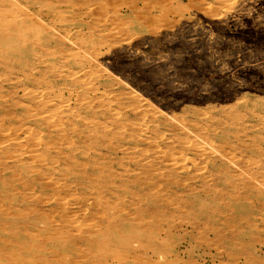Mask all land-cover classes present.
Listing matches in <instances>:
<instances>
[{
	"label": "rangeland",
	"instance_id": "obj_1",
	"mask_svg": "<svg viewBox=\"0 0 264 264\" xmlns=\"http://www.w3.org/2000/svg\"><path fill=\"white\" fill-rule=\"evenodd\" d=\"M136 1L0 0V264H264V0Z\"/></svg>",
	"mask_w": 264,
	"mask_h": 264
},
{
	"label": "bare ground",
	"instance_id": "obj_2",
	"mask_svg": "<svg viewBox=\"0 0 264 264\" xmlns=\"http://www.w3.org/2000/svg\"><path fill=\"white\" fill-rule=\"evenodd\" d=\"M136 1V0H135ZM154 1V0H153ZM157 1H160V0H157ZM214 1H216V0H214ZM223 1V0H222ZM231 1V0H230ZM233 1H235V0H233ZM241 1V0H240ZM243 1V0H242ZM137 3H138V1H136ZM143 2H145V0L143 1ZM164 2V1H163ZM202 2H203V4L205 3L204 2V0H202ZM232 2V1H231ZM252 2V1H251ZM253 2H254V0H253ZM220 3H221V0H220ZM223 3H225V2H222L221 4H223ZM234 3V2H233ZM232 3V4H233ZM34 4V3H33ZM48 4V3H47ZM151 4H153V3H151ZM150 4V5H151ZM220 4V5H221ZM227 4H229L230 5V2H227ZM238 4V3H237ZM246 4V3H245ZM256 4V3H255ZM5 5V4H4ZM49 5V4H48ZM137 5V4H136ZM213 5V4H212ZM226 5V4H225ZM234 5V4H233ZM7 6H8V4H7ZM154 6V5H153ZM160 6H162V5H160ZM47 7V6H46ZM131 7H134V6H131ZM139 7V6H138ZM163 7V6H162ZM165 7V6H164ZM168 7V6H167ZM192 7H193V5H192ZM195 7H200L201 8V6H195ZM194 7V8H195ZM203 7V6H202ZM205 7V6H204ZM234 7V6H233ZM50 8H51V6H50ZM143 8V7H142ZM149 8H150V6H149ZM149 8H147V9H149ZM170 8V7H169ZM194 8L192 9V10H194ZM223 8V7H222ZM231 8H232V6H231ZM116 9V8H115ZM132 9V8H131ZM145 9V8H144ZM146 9V10H147ZM151 9H153L152 7H151ZM160 9V8H159ZM165 9V8H164ZM52 10V9H51ZM54 10V9H53ZM56 10V9H55ZM158 10V9H157ZM161 10V9H160ZM159 10V11H160ZM163 10V9H162ZM166 10V9H165ZM197 10V9H196ZM221 10V9H220ZM229 10V9H228ZM227 10V11H228ZM234 9H232V11H233ZM58 11V10H57ZM60 11V10H59ZM115 11V10H114ZM120 11V10H119ZM137 11H138V9H137ZM148 11V10H147ZM178 11H179V9H178ZM178 11H176V12H178ZM186 11H187V9H186ZM189 11V10H188ZM198 11H201L200 9H198ZM231 12V11H230ZM17 14H19L18 12H16ZM62 13V12H61ZM60 13V14H61ZM172 14L174 13V12H171ZM114 14V13H113ZM117 14V13H116ZM121 14V13H120ZM227 14V13H226ZM41 15V14H40ZM122 15V14H121ZM170 15V14H169ZM175 15H177V14H175ZM183 15V14H182ZM195 15V14H194ZM207 15V14H206ZM235 15V14H234ZM116 16V15H115ZM144 16H146V15H144ZM161 16V15H160ZM62 17V16H61ZM149 17V16H148ZM152 17V16H151ZM161 17H164L163 15L161 16ZM176 17V16H175ZM183 17V16H182ZM210 17V16H209ZM22 18V17H21ZM84 18V17H83ZM116 18H117V16H116ZM119 18H121V17H119ZM155 18V17H154ZM169 19H171L170 17H168ZM177 18V17H176ZM181 18V17H180ZM184 18H185V16H184ZM213 18V17H212ZM211 17H210V19H212ZM215 18V17H214ZM213 18V19H214ZM19 19V18H18ZM122 19V18H121ZM163 19V18H162ZM172 19H174V18H172ZM118 20V19H117ZM126 20H127V18H126ZM178 20V19H177ZM182 20H183V18H182ZM188 20V19H187ZM223 20V19H222ZM21 21V20H20ZM29 21V20H28ZM27 21V22H28ZM125 21V20H124ZM167 21V20H166ZM188 21H190V20H188ZM192 21V20H191ZM14 22V21H13ZM17 21H15V23H16ZM23 22V21H22ZM126 22V21H125ZM168 22V21H167ZM117 23H118V21H117ZM119 23H121L120 21H119ZM124 23V22H123ZM127 24H128V21L126 22ZM170 23V22H169ZM168 23V24H169ZM181 23V22H180ZM17 24V23H16ZM23 24V23H22ZM70 24V23H69ZM73 24V23H72ZM172 25H173V22L171 23ZM3 25V24H2ZM1 25V26H2ZM19 25H20V23H19ZM177 25V24H176ZM4 26V25H3ZM2 26V27H3ZM9 26V25H8ZM7 26V27H8ZM175 26V25H174ZM179 26V25H178ZM92 27V26H91ZM1 28V27H0ZM4 28V27H3ZM13 28V27H12ZM11 28V29H12ZM19 29H21L22 28V30H24L23 29V26H21V28L20 27H18ZM42 28V27H41ZM5 29H6V27H5ZM10 29V28H9ZM17 29V28H16ZM35 30V29H34ZM2 31V30H1ZM20 31V30H19ZM18 31V32H19ZM201 31V30H200ZM29 32V31H28ZM37 33H38V31H36ZM43 32H45V31H43ZM42 32V33H43ZM180 33V32H179ZM203 33H205V32H203ZM24 34V33H23ZM31 34H32V32H31ZM88 34V33H87ZM27 35V34H26ZM30 35V34H29ZM83 36V35H82ZM209 36V35H208ZM213 36V35H212ZM39 38V37H38ZM80 38V37H79ZM210 38V37H209ZM31 39V38H30ZM33 39V38H32ZM41 39V38H40ZM39 39V40H40ZM184 39V38H183ZM37 40V39H36ZM35 40V41H36ZM186 40V39H185ZM26 41V40H25ZM34 41V40H33ZM42 41V40H41ZM189 41V40H188ZM39 42V41H38ZM216 43V42H215ZM27 44H28V42H27ZM26 44V45H27ZM43 44V43H42ZM24 45V44H23ZM30 45V44H29ZM33 45V44H32ZM36 45V44H35ZM49 45V44H48ZM54 45V44H53ZM45 46V45H44ZM81 46V45H80ZM237 46V45H236ZM57 48V47H56ZM81 48V47H80ZM219 49H220V47H219ZM228 49V48H227ZM5 51V50H4ZM218 51V50H217ZM16 52H17V50H16ZM16 52H13V53H16ZM20 52V51H19ZM93 52V51H92ZM221 52V51H220ZM22 53V52H21ZM138 53V52H137ZM4 54H5V52H4ZM9 54H11V53H9ZM19 54V53H18ZM10 56V55H9ZM25 56V55H24ZM31 56V55H30ZM56 56V55H55ZM93 56V55H92ZM200 56V55H199ZM23 57V56H22ZM130 57V56H129ZM178 57V56H177ZM178 60V59H177ZM176 60V61H177ZM22 61V60H21ZM180 61V60H179ZM24 62V61H23ZM35 62V61H34ZM34 62H33V64H34ZM22 63V62H21ZM28 63V62H27ZM150 63V62H149ZM10 64V63H9ZM23 64V63H22ZM151 64V63H150ZM16 65H18V64H16ZM25 65V64H24ZM30 65V64H29ZM153 65V64H152ZM251 66V65H250ZM25 66H23V68H24ZM2 68H3V66H2ZM26 69V68H25ZM28 69V68H27ZM19 72H17V74H18ZM37 74V73H36ZM233 74V73H232ZM35 75V74H34ZM47 75H49V74H47ZM39 76V75H38ZM41 76V75H40ZM44 76H46V75H44ZM215 77V76H214ZM219 77H220V75H219ZM233 77V76H232ZM32 78V77H31ZM220 79V78H219ZM222 79V78H221ZM224 79H226V78H224ZM10 83V82H9ZM9 83H7V84H9ZM42 85V84H41ZM76 85V84H75ZM79 86V85H78ZM173 86V85H172ZM126 87V86H125ZM185 88V87H184ZM242 93V92H241ZM35 95V94H34ZM242 95V94H241ZM243 98V97H242ZM242 98H239V99H242ZM41 99V98H40ZM240 101V100H239ZM37 102V101H36ZM244 102V101H243ZM210 103V102H209ZM236 103V102H235ZM245 103V102H244ZM14 104H16V103H14ZM236 104H238V101H237V103ZM241 104H242V102H241ZM240 104V105H241ZM245 105H247V104H245ZM234 106V105H233ZM237 106V105H236ZM247 107V106H246ZM157 108V107H156ZM153 110H155V109H153ZM156 111V110H155ZM158 111H159V109H158ZM161 111V110H160ZM8 114V113H7ZM8 116V115H7ZM160 116V115H159ZM159 116L157 115V117L159 118ZM240 117H241V115H240ZM213 144V143H212ZM228 144V143H227ZM211 145V144H210ZM200 147H202V146H200ZM254 150L252 151L253 153H255V155H258L259 157L256 159V160H254V164H255V166L256 167H258V169H260V165L262 164V166H263V164H264V148H261L260 146H259V140L258 139H255L254 140V142H253V144H252V146H251ZM206 149V148H205ZM246 149H250V148H247L246 147ZM260 157H263V159H261ZM263 162V163H262ZM218 168V167H217ZM253 176H254V178H258L259 179V171L258 170H254V173H253ZM260 178L264 181V174H261V176H260ZM263 181H260V183H262L263 185H264V182ZM259 197V196H258ZM264 201V200H263ZM121 225L122 224H120V226H119V228H121ZM161 232V229L160 228H158V233H160ZM89 233H93L92 231L91 232H89ZM87 234V235H83V236H81L82 237V239H84V245H85V248H98L99 246H101L102 244L101 243H107V244H110L107 240L105 241V240H103L101 237H96V238H86L88 235H91V236H94V234L92 235V234ZM60 239H61V237L60 236H57L56 237V241H53V243H55L56 244V242H57V244H60ZM64 238H62V240H63ZM64 240H66V239H64ZM62 242V241H61ZM63 242H65V241H63ZM106 244V245H107ZM109 246V245H108ZM106 247V246H105ZM104 246H103V248H105ZM99 248H101V247H99ZM111 248V247H110ZM260 249V248H259ZM258 250V249H257ZM256 250V251H257ZM261 253V252H260ZM264 253V252H263ZM43 262L45 263V264H70V263H68L67 262V260H66V258L64 257V255H58L54 260H50L49 258H44V260H43ZM30 264H34L32 261H30Z\"/></svg>",
	"mask_w": 264,
	"mask_h": 264
}]
</instances>
